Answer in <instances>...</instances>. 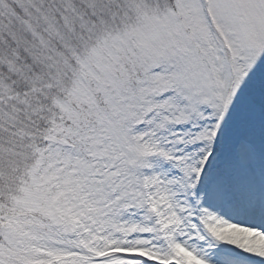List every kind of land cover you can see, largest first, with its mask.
Returning <instances> with one entry per match:
<instances>
[{"label":"snow or ice","instance_id":"snow-or-ice-1","mask_svg":"<svg viewBox=\"0 0 264 264\" xmlns=\"http://www.w3.org/2000/svg\"><path fill=\"white\" fill-rule=\"evenodd\" d=\"M0 264H264V0H0Z\"/></svg>","mask_w":264,"mask_h":264}]
</instances>
